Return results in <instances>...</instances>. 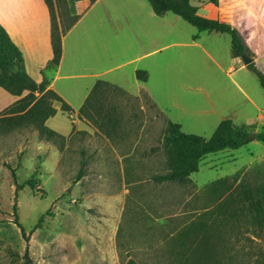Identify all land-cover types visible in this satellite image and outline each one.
<instances>
[{
	"label": "crops",
	"instance_id": "obj_1",
	"mask_svg": "<svg viewBox=\"0 0 264 264\" xmlns=\"http://www.w3.org/2000/svg\"><path fill=\"white\" fill-rule=\"evenodd\" d=\"M144 1L122 0L128 26L122 35L114 36L120 45L119 52L114 50L115 56L121 62L104 63L98 57L93 62H71L66 75H62L65 34L55 0H10L17 13L0 14V24L22 52L25 66L28 52L38 53L43 62L40 52L52 51L51 59L45 62L56 65L54 77L47 79L42 75L37 82L48 81V88L74 114H81L96 126L118 154L124 171L135 179L172 174L189 164L177 145L165 146L173 124H179L186 134L198 136L201 130L216 131L228 119L236 125L252 127L257 134L252 125L254 117L264 124V100L260 93L244 83L246 90L234 79L237 70L248 68L241 57L232 55L231 37L206 31L209 33L189 35L188 42L181 41L182 38L176 41V25L167 16L169 12L159 17ZM65 2L71 17L77 18L71 29L89 17L88 39L99 35L94 19L98 20V26L109 20L104 0ZM206 4L215 9L206 18L237 29L252 53L253 62L262 71L259 62H264V0H218V5L194 0L192 5L200 11ZM107 40H102V46L109 58L107 50L111 51V47L107 46ZM224 64H230V68L225 69ZM63 76L88 80L84 88L71 86L76 105L57 90ZM55 107L61 109L60 104ZM73 123L83 125L78 118ZM229 157L234 162L243 158L242 154ZM186 185L192 190V210L187 212L189 216L182 227L195 219L201 221L204 230L199 232L198 241L211 243L212 256L230 260L225 264H232L231 261L243 264L242 260L253 258L250 244L256 239L264 242V154H250L245 163L208 184L198 186L190 177ZM259 257H264V251Z\"/></svg>",
	"mask_w": 264,
	"mask_h": 264
},
{
	"label": "rangeland",
	"instance_id": "obj_2",
	"mask_svg": "<svg viewBox=\"0 0 264 264\" xmlns=\"http://www.w3.org/2000/svg\"><path fill=\"white\" fill-rule=\"evenodd\" d=\"M104 1L110 12L109 20L98 26V20L94 19L99 35L91 39L86 36L91 28L89 17L71 29L77 18L71 17L67 4L57 6L65 34L62 75L68 74L71 62H93L95 57L104 63L121 62L115 56L120 45L114 36L122 35L128 26L123 15L125 7L122 0ZM144 2L150 9L148 2ZM10 4V0H0V14L17 13ZM214 10L206 4L199 12L208 16ZM167 14L175 22L176 41L182 38L181 41L188 42L189 35L201 33L181 17ZM223 36L230 38L228 34ZM104 38H108L107 46L111 47V51L107 50L109 58L103 51ZM28 53L25 58L28 74L36 81L42 75L52 79L56 65L45 62L51 59L52 51L40 52L43 62L38 53ZM259 65L264 73V62ZM224 68L229 69L230 64ZM234 79L246 90L244 83L253 86L264 100V90L253 71L237 70ZM87 81L63 76L56 87L76 105L71 86L84 88ZM19 98L1 89L0 114ZM75 115L74 111L67 114L58 109L48 121L51 129L65 136L56 141L44 139L34 129L0 134V264H128L130 259L137 264H172V260H178L173 257L176 252L168 247L172 233L184 224L187 212L192 210L189 185L131 178L104 134L81 114ZM77 118L82 126L73 125V119ZM252 121L258 133L264 132V124L257 117ZM214 132L205 129L198 133L209 139ZM241 154L243 158L237 162L229 157ZM250 154H264V144L255 140L241 151L209 154L191 178L198 186L208 184L245 163ZM83 161L85 171L78 179ZM250 246L253 258L242 260L243 264H264V257H259L264 251L263 240L256 239ZM223 261L225 264L230 260Z\"/></svg>",
	"mask_w": 264,
	"mask_h": 264
},
{
	"label": "trees",
	"instance_id": "obj_3",
	"mask_svg": "<svg viewBox=\"0 0 264 264\" xmlns=\"http://www.w3.org/2000/svg\"><path fill=\"white\" fill-rule=\"evenodd\" d=\"M65 1L55 0L58 7L65 5ZM95 1L91 0L92 3ZM147 1L157 16L161 17L167 12H172L196 27L200 32L216 31L230 35L234 57L252 55L237 29L227 23L200 15L199 8L192 5L194 0ZM207 2L218 5V0H207ZM25 67L22 52L0 24V89L20 97L4 114H0V134L34 129L36 132L38 131V135L46 140L63 139L64 137L50 129L46 122L57 114L56 104H60L61 110L69 114L72 113V108L55 91L48 88V81L38 83L28 74ZM247 68L256 74L261 87L264 89V73L256 67L254 62L249 64ZM142 79L146 78L142 77ZM252 132H254L252 127L236 125L228 119L220 123L211 138L205 139L198 135L186 134L179 124H173L165 139V146L177 145L180 153L189 159V164L178 172L146 179L152 180L156 184L170 182L188 184L191 175L199 171L200 162L206 156L225 150L240 149L247 144L245 139ZM257 139L264 143V132L257 134ZM84 167L85 162L83 161L78 179L83 176ZM12 175L15 177L14 170H12ZM31 185L34 187L33 184ZM14 208L16 209V205ZM16 223L21 228L22 233H25V229L18 222ZM203 225L201 221L195 219L172 233L168 248L176 252L173 257L178 259L172 260V264H224L223 260L212 256L211 243L198 241L199 232L204 230ZM128 264H137V262L130 259Z\"/></svg>",
	"mask_w": 264,
	"mask_h": 264
},
{
	"label": "water",
	"instance_id": "obj_4",
	"mask_svg": "<svg viewBox=\"0 0 264 264\" xmlns=\"http://www.w3.org/2000/svg\"><path fill=\"white\" fill-rule=\"evenodd\" d=\"M241 59H242V62L245 66H248L249 64L253 63V61H254L252 56H249V55H243L241 57ZM245 140L247 143H249L250 141L257 140V133L256 132L250 133Z\"/></svg>",
	"mask_w": 264,
	"mask_h": 264
}]
</instances>
